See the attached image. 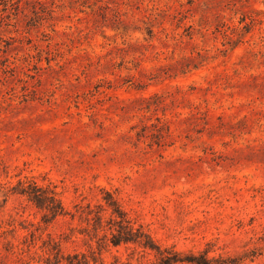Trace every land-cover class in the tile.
<instances>
[{"label":"rangeland","instance_id":"obj_1","mask_svg":"<svg viewBox=\"0 0 264 264\" xmlns=\"http://www.w3.org/2000/svg\"><path fill=\"white\" fill-rule=\"evenodd\" d=\"M107 191L162 247L264 264V0H0V264H56L49 235L156 264L100 238Z\"/></svg>","mask_w":264,"mask_h":264},{"label":"trees","instance_id":"obj_2","mask_svg":"<svg viewBox=\"0 0 264 264\" xmlns=\"http://www.w3.org/2000/svg\"><path fill=\"white\" fill-rule=\"evenodd\" d=\"M18 193L26 195L37 207L44 210L43 221L49 222L59 214L67 213V208L63 204L59 192L51 187H43L36 181L19 180L18 186L14 190ZM103 199L110 209V216L107 219V229L109 232H104L101 239L104 238L107 244L117 246L121 243H132L141 250L154 251L157 256L156 264H176V263H195V264H212L213 256H209L207 252H183L174 248L162 247L145 228L144 224L139 222L135 224L128 212L122 207L117 197L107 191ZM105 209V208H101ZM107 209V208H106ZM98 210L94 214V228L96 231L102 227L103 214ZM100 224V225H99ZM101 229H104L101 228ZM47 249L52 255L53 261L60 264L62 260L66 264H104L105 260L101 256H97L95 251L91 258H88L84 252H74L66 255L62 249L61 242L55 237L49 235L47 239ZM209 251V250H207ZM48 257L47 264H50ZM112 264H125L117 256Z\"/></svg>","mask_w":264,"mask_h":264}]
</instances>
